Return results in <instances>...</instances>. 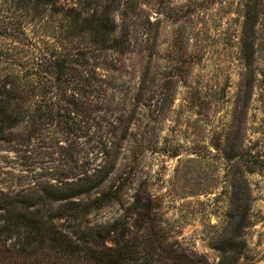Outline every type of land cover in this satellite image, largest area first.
Returning a JSON list of instances; mask_svg holds the SVG:
<instances>
[{
    "label": "rangeland",
    "instance_id": "obj_1",
    "mask_svg": "<svg viewBox=\"0 0 264 264\" xmlns=\"http://www.w3.org/2000/svg\"><path fill=\"white\" fill-rule=\"evenodd\" d=\"M117 1L125 46L82 67L75 33L68 83L47 36L0 29V193L92 184L72 200L95 205L72 223L104 238L117 223L108 249L127 241L141 264H264V0L247 32L248 0ZM2 223L0 264H43Z\"/></svg>",
    "mask_w": 264,
    "mask_h": 264
},
{
    "label": "trees",
    "instance_id": "obj_2",
    "mask_svg": "<svg viewBox=\"0 0 264 264\" xmlns=\"http://www.w3.org/2000/svg\"><path fill=\"white\" fill-rule=\"evenodd\" d=\"M60 1H75L76 6L71 8L68 6L67 10L59 9V5H62L59 3ZM116 1L0 0V29L4 28L5 34H7L8 30L13 28L17 34L26 36L38 44H40L38 42L40 37L43 39V36H47L50 42H47L44 49L45 51H49L50 48L54 49L46 56L49 58L48 62H53L54 68L57 69L56 81L59 83V80H62L63 83H68L64 76L67 72L65 58L69 45L67 43L62 45V43L72 35L74 36L75 33L77 40L74 43H78V57L82 58L77 62L82 67L90 66L89 60H87L88 56L95 58L105 49L113 50L125 46L124 38L126 37H119L113 19V13L118 9V1ZM262 1L248 0L243 5L246 9V32L249 29L255 31L256 20L261 16ZM94 6H97L96 11L90 14L89 12ZM66 24L70 27V31H65ZM30 32L33 33L31 36ZM36 33L38 37L35 35ZM0 34H4V31H0ZM64 35L65 37L60 40L61 44H59L60 36ZM80 44L83 45L81 48ZM60 50L63 53H59ZM49 68L51 67H46L45 70ZM70 70L77 69L70 68L68 71ZM87 76L91 78V74ZM73 186L75 187L76 184L67 185L65 188L52 187L51 191L36 190L28 196H9V200L5 194L0 193V210H5L8 216L12 215L11 218L7 215L6 218H1L0 222L2 221L4 224L1 228L4 230L15 229L18 237L15 246L20 251L21 257L26 260L33 247L36 252L39 250L45 252H43L45 254L42 259L43 264H141L133 257L129 258L127 241L116 240L124 243L122 247L120 243L119 250L105 247L104 243L110 235H115L118 238L116 233L120 228L116 226L117 223L105 227L106 238L103 236L104 230H100L98 227H82L72 223L75 216L83 215L85 211L95 205V202L81 203L72 200L90 191L93 188L92 184H88L85 188L83 186L74 188ZM59 202L61 205L55 209L54 205ZM46 206L51 207L50 211L45 209ZM64 219L65 221L62 223L61 221ZM29 230H36L35 233L38 237L31 236L34 240H27ZM112 241L114 242V240Z\"/></svg>",
    "mask_w": 264,
    "mask_h": 264
}]
</instances>
